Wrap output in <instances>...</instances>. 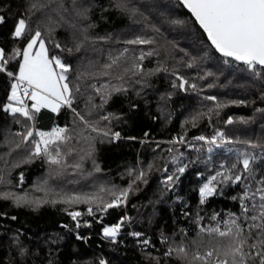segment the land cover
<instances>
[{
	"label": "trees",
	"instance_id": "16d2710c",
	"mask_svg": "<svg viewBox=\"0 0 264 264\" xmlns=\"http://www.w3.org/2000/svg\"><path fill=\"white\" fill-rule=\"evenodd\" d=\"M28 0H0V14H5L7 22L0 25V47L7 53L17 44L10 36L12 23L15 15L23 11ZM116 0H94V7L90 13V19L84 24L95 25L89 28L90 36H107V40L86 41L79 52L69 56L66 52L62 57L72 65L70 79L80 72L104 71L102 65L109 62V56H117L124 48L129 52L124 54L120 60V67L113 66L108 69L109 76L97 74L94 78L84 77L81 82L82 96L78 97L77 110L84 114L85 101L88 95L93 96V103H101L100 96L94 92L89 85L103 88L105 84L118 85L122 82L128 88L127 94H113L112 98L102 108L92 111L89 120H98L100 116L107 113H115L121 118L119 121L112 120L113 131L121 133V139L109 143L107 140L101 143L99 137L88 141L84 136H96L90 130L73 123V114L66 107H61L59 112L53 113L50 109H41L36 116L34 128L39 131L50 132L53 127H67L72 135L67 147L62 150L73 149L66 157L69 164L79 161L80 156H85L91 144L93 157L87 158L82 163V168L73 170L67 168L62 175H52L54 166L49 165L43 157H37L30 162H21L26 159L29 152L28 144H22L19 148L13 146V142L19 138L16 132L22 131V126L15 123L14 117L3 110L2 105L6 103V96L9 89L7 78L0 74V193L5 191L23 194L29 193L33 196H43V192L36 190L47 180V187L56 191L79 192L95 191L101 184L117 185L126 187L129 176L127 169H135L137 161L146 164L149 161L161 167L164 159L156 157H169L166 151L171 145L165 143L174 136L187 131L186 139L198 147L202 142L193 141L191 138L197 135L211 136L214 131L222 130L225 135L233 141L230 144L214 148L211 153L212 165H206L203 160L208 153L201 148L200 153L188 148L185 144L172 146L183 153L181 160H195L186 171L180 175L178 183L173 190L161 193L162 185L160 180L162 174L153 170L147 177V183L138 184L137 190L129 194L127 205L119 209H109L107 214L93 218L86 214V206H76L84 215L81 221H89L91 226L81 224L75 228V222L61 209V204L55 206L44 204L36 210L30 207H16L11 200L0 198V264H98L99 259H104L107 264H154L151 259H146L142 251L143 246L137 242L138 238L127 235L131 231H139L144 235L139 239L150 238V244L146 251L153 256L160 257V264H187L173 255L163 257L162 253L167 245L160 243V234L163 233L169 238V243L181 241L191 250L193 240L207 245L215 240L209 235L200 232V228H224L223 220L228 218V213L239 214V201L231 197L237 195L242 189L239 184L222 186V194H216L206 199L204 204H199L198 188L209 173L214 172L215 165L225 156L235 158V152L248 150L243 143L245 140L264 141V79L254 78L243 65L235 62L225 64L223 58L208 49L209 57L198 59L193 67H185L183 62L177 64V71L183 75L189 83H196L197 89L193 91L186 86L187 90L178 87L173 89L171 81L174 77L171 72L154 73L144 78L143 82L139 75H124L123 81L115 79L120 75L123 66L130 64V58L138 56L141 50L148 51V45H130L124 41L134 39L135 36L154 35L150 27L145 24H155L168 40L175 41L179 48H185L189 56H202V50L207 44L206 36L196 26L197 31L188 27L170 24L171 19H191L190 14L179 5V0H130V4L136 6L144 16L130 15L113 5ZM71 0H65V5L70 7ZM103 8L104 11L100 9ZM36 12L33 19L40 16ZM66 19L71 20L69 14ZM147 17V21L144 20ZM74 30L68 24L61 22L53 34L54 38L62 44L71 46V34ZM203 41V42H201ZM50 51L52 50L49 45ZM59 54V50H55ZM179 58L183 56L178 50H173ZM165 59L164 49H160L159 56H146L142 61L145 71L156 67L157 60ZM185 60L188 57H184ZM169 68L175 63L171 59L166 61ZM205 72H212L214 75L199 79ZM212 83L213 87H207ZM139 92V95L136 93ZM171 92L169 97L167 94ZM214 95L216 102L225 103V107L219 110V115H213L209 124L207 117L201 118L192 127L191 123H184L197 112H206L212 106L213 101L204 97ZM164 97V99H162ZM231 100H244L245 104H230ZM130 102L137 105L130 107ZM231 117L232 123H225ZM20 119L23 122L22 117ZM108 123L100 121V126ZM148 132V137L144 133ZM126 137H136L135 140ZM38 139V137H37ZM149 142L141 144L140 140ZM31 140V138H30ZM156 142H160L159 148ZM231 148L233 151L228 152ZM254 153H259L255 149ZM175 154V153H173ZM199 155L200 159L196 160ZM99 164L101 171H93L92 159ZM259 163V161H257ZM169 173L174 170L171 160L167 164ZM23 173V181L20 174ZM90 173V174H89ZM202 173L203 175H200ZM217 192L221 189L218 187ZM188 215L185 216L184 213ZM199 213L201 219L196 220ZM216 214V219L212 216ZM120 215H127L132 218L131 225H125L116 243L105 239L102 228L105 224L114 223ZM15 216L16 219H12ZM68 225L64 228L63 225ZM183 229V233L181 232ZM19 234L20 240L28 249V254L23 260L18 252V245L14 243L15 237ZM77 236L80 238L78 239ZM201 245V250H203Z\"/></svg>",
	"mask_w": 264,
	"mask_h": 264
},
{
	"label": "snow or ice",
	"instance_id": "6c2138e0",
	"mask_svg": "<svg viewBox=\"0 0 264 264\" xmlns=\"http://www.w3.org/2000/svg\"><path fill=\"white\" fill-rule=\"evenodd\" d=\"M179 5L187 9L191 19H171L168 22L173 25L190 28L193 33L197 31L196 26L202 30V34L206 36L207 44L202 50V56H189L185 48H179L175 41L168 40L155 24H145L150 27L153 34L151 36L137 35L134 39L124 41L130 45H148L158 44V47H150L148 51L141 50L138 56L130 58V64L123 66L120 75L115 79L123 81L124 75H139L140 81L161 71L171 72L174 79L171 81L173 89L179 88L187 90L191 88L193 91L197 89L196 83L189 81L177 71V64L183 62L185 67L191 68L194 63L201 58H208V49L211 48L223 58V62L228 64L236 62L242 64L244 68L257 79H264V0H179ZM94 0H71L70 7L65 5V0H28L23 11L15 15L10 31V36L17 44L22 46H13L8 52L0 47V74H3L8 82L9 89L6 96V103L2 105L3 110L10 113L16 124L22 126V131L16 132L15 136L18 141L13 142L15 148H19L22 144H28V156L23 162H30L37 157H43L45 161L54 166L51 170L52 175H62L64 170L72 168L78 170L82 168L85 157H93V149L89 145V151L85 156H80L79 161L69 164L66 157L71 154L73 149L67 148L62 150V146L67 147L71 141L72 135L67 127H53L50 132L39 131L34 128L36 116L41 109H50L53 113L59 112L61 107H66L73 114V123L82 125L81 134L85 130H90L96 136L87 135L84 139L88 141L95 140L99 137L100 142L107 140L109 143L121 139L119 131H113L112 120H120V116L115 113H107L99 117L98 120L86 119L92 111L102 108L104 104L112 98L113 94H127L128 88L122 82L118 85L105 84L103 88L96 87L95 84L89 85L94 92L100 96L101 103L99 105L93 103V96L88 95L85 101L84 114L77 110L74 105L78 97L82 96L81 82L84 77L94 78L97 74L109 76L111 73L107 71L113 66L120 67V60L124 54L129 52L128 48H124L117 56H109L107 63L102 65L104 71L80 72L77 70L76 75L70 79L72 65L62 57L61 54L67 53L71 56L74 52H79L86 41L107 40V36H90L89 28L95 27L94 24H84L90 19V13L94 7ZM114 7L129 13L130 15L144 16L139 9L130 4V0H116ZM104 11L103 8L100 9ZM36 12H40V16L33 19ZM65 14L71 16V20L66 19ZM147 21V17H144ZM7 22L6 15L0 14V25ZM61 22L68 24L74 31L71 34L72 45L67 46L55 39L53 34L56 29L61 27ZM203 42V41H201ZM49 45L52 50L50 51ZM165 52V59L157 60L156 67L145 71L142 61L146 56H159L160 49ZM59 50V54L55 51ZM173 50H178L183 54L177 57ZM184 57H188L187 60ZM171 59L175 63L169 68L167 60ZM214 73L205 72L199 79L203 80L206 76H212ZM207 87H213L212 83ZM139 95V92L136 93ZM169 97L171 92L167 94ZM261 98H264V92H261ZM164 99V97H162ZM208 101H217V97L209 95L204 97ZM230 104H245L244 100H231ZM226 105L223 102H216L207 108L206 112H197L182 123H191L192 127L196 126V122L207 117L209 124L212 122L213 115L218 116L219 110ZM131 108H136L135 103L130 102ZM256 111H264V109H256ZM20 117L24 118L23 122ZM100 121L108 123L100 126ZM232 118L229 117L225 123L231 124ZM148 132L144 133V137H148ZM187 131L174 136L165 143L171 145L166 149L169 157H156L155 159H164V164L158 167L154 161L141 164L137 161L135 169H127L129 180L126 187L117 185L101 184L95 191H79V192H63L56 191L47 187V180L36 190L43 192V196H33L27 192L23 194L5 191L0 193V198L11 200L16 207H30L33 210L38 209L44 204H61V209L75 222V228H80L81 224L90 225L89 221H81L84 215L77 209L78 205H85L86 214L97 218V214L102 217L108 213L109 209H119L127 205L129 194L137 190L138 184L147 183V177L153 170L162 174L160 184L162 185L161 193L173 190L178 183L180 175L195 160H181L183 153L172 147L185 144L188 148L194 149L200 153L201 148H205L207 155L203 162L206 165H212L211 153L214 148H220L222 145L230 144L231 141L222 130H215L211 136L197 135L192 137L193 141L202 142L198 147L196 144L186 139ZM38 137V139H37ZM31 138V140H30ZM126 139L135 140L136 137H126ZM149 141L141 139L140 143L144 144ZM248 146V150L235 152V158L230 159L225 156L215 165V170L209 173L207 179L199 185V204H204L208 197L216 194H222V186L237 185L241 186V191L231 198L239 201V214L228 213V218L223 220L224 228H200L201 233H207L209 237L215 240L207 245H203L196 240L192 241L194 247L189 248L181 241L176 244L175 241L169 243V238L163 233L160 234V243L166 244L167 248L162 253L163 257H179L181 260L187 261V264H264V141H243ZM157 148L160 142H156ZM255 149H259V153H254ZM228 152L233 150L229 148ZM175 153V154H173ZM174 165V170L169 173L167 166L168 160ZM199 155L196 160H199ZM259 161V163H257ZM93 171H101L99 164L92 159ZM90 174V173H89ZM200 175H203L200 173ZM23 173L20 174V180L23 181ZM2 179V178H0ZM220 187L221 192L217 189ZM188 215L187 212L184 213ZM12 219H16L15 216ZM201 217L196 214V220ZM212 219H216L213 214ZM132 218L127 215H120L116 222L105 224L102 233L105 239L111 243H116L121 235L125 225H131ZM68 228V225H63ZM183 229L181 232L183 233ZM127 235L138 238L137 242L143 246L142 251L146 259H151L154 264H160V257L153 256L146 249L150 244V238H141L144 234L139 231L128 232ZM79 239L80 237L77 236ZM14 243L18 247V252L23 260L28 254V249L24 246L19 238V234L15 237ZM51 264V262H49ZM98 264H107L104 259H99Z\"/></svg>",
	"mask_w": 264,
	"mask_h": 264
},
{
	"label": "water",
	"instance_id": "95a60500",
	"mask_svg": "<svg viewBox=\"0 0 264 264\" xmlns=\"http://www.w3.org/2000/svg\"><path fill=\"white\" fill-rule=\"evenodd\" d=\"M186 11H187V9H185ZM188 12V11H187ZM236 63V62H235ZM240 65H242V64H240Z\"/></svg>",
	"mask_w": 264,
	"mask_h": 264
},
{
	"label": "rangeland",
	"instance_id": "374dc122",
	"mask_svg": "<svg viewBox=\"0 0 264 264\" xmlns=\"http://www.w3.org/2000/svg\"><path fill=\"white\" fill-rule=\"evenodd\" d=\"M201 245H203L204 243H200Z\"/></svg>",
	"mask_w": 264,
	"mask_h": 264
}]
</instances>
